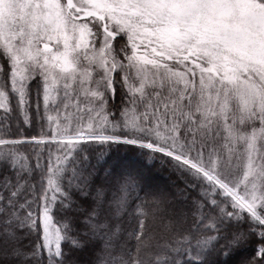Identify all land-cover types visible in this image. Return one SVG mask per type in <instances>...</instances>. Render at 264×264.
I'll return each mask as SVG.
<instances>
[{
	"label": "snow or ice",
	"instance_id": "snow-or-ice-1",
	"mask_svg": "<svg viewBox=\"0 0 264 264\" xmlns=\"http://www.w3.org/2000/svg\"><path fill=\"white\" fill-rule=\"evenodd\" d=\"M0 264H264V0H0Z\"/></svg>",
	"mask_w": 264,
	"mask_h": 264
},
{
	"label": "trees",
	"instance_id": "trees-1",
	"mask_svg": "<svg viewBox=\"0 0 264 264\" xmlns=\"http://www.w3.org/2000/svg\"><path fill=\"white\" fill-rule=\"evenodd\" d=\"M21 121H22V117L18 119L15 113L12 114L11 119L8 121L11 124V129H10L11 135L6 136L5 138L26 139L33 136L35 137L40 136L35 130L36 127L26 126V128H23ZM45 126L46 125H44L43 129H45ZM33 148H35V145L25 144L20 147V150L26 153H31ZM52 150L53 152H55L54 146ZM141 151L142 150L139 149L137 146H132V145H119V146L113 145L111 147H108L106 145L104 146L103 149L96 147L93 152V156H97L101 152H104L107 156V159L110 162H117L120 164L130 165L139 168L141 170H144L145 165H151L150 171L152 174L158 177L166 176L168 174L167 168L161 167V164L159 162L160 161L159 155H157L155 162H152V161H148L146 157H141L140 155ZM249 252L250 250H242L238 254L237 258H239V256L248 255Z\"/></svg>",
	"mask_w": 264,
	"mask_h": 264
},
{
	"label": "rangeland",
	"instance_id": "rangeland-1",
	"mask_svg": "<svg viewBox=\"0 0 264 264\" xmlns=\"http://www.w3.org/2000/svg\"><path fill=\"white\" fill-rule=\"evenodd\" d=\"M22 125H23V128H26V126H29L28 124H26V123H22ZM36 127L35 128V130H36V132L39 134V135H41V131H42V129H39V128H41V126L39 125V124H33V125H31L30 127ZM39 129V130H38ZM38 130V131H37ZM47 125L45 126V129H43V131L44 132H47ZM31 138V137H30ZM8 139H12V138H8ZM26 139H29V138H26Z\"/></svg>",
	"mask_w": 264,
	"mask_h": 264
}]
</instances>
